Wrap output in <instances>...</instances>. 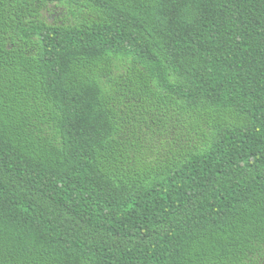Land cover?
<instances>
[{
    "label": "trees",
    "instance_id": "16d2710c",
    "mask_svg": "<svg viewBox=\"0 0 264 264\" xmlns=\"http://www.w3.org/2000/svg\"><path fill=\"white\" fill-rule=\"evenodd\" d=\"M0 264H264V0H0Z\"/></svg>",
    "mask_w": 264,
    "mask_h": 264
}]
</instances>
